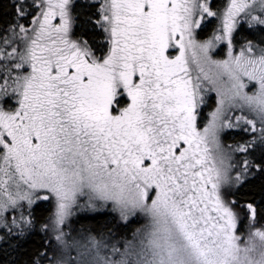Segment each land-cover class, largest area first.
I'll return each mask as SVG.
<instances>
[{
    "label": "snow or ice",
    "instance_id": "snow-or-ice-1",
    "mask_svg": "<svg viewBox=\"0 0 264 264\" xmlns=\"http://www.w3.org/2000/svg\"><path fill=\"white\" fill-rule=\"evenodd\" d=\"M0 264H264V0H0Z\"/></svg>",
    "mask_w": 264,
    "mask_h": 264
}]
</instances>
